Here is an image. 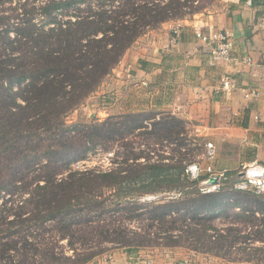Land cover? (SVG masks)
Masks as SVG:
<instances>
[{
  "label": "trees",
  "instance_id": "1",
  "mask_svg": "<svg viewBox=\"0 0 264 264\" xmlns=\"http://www.w3.org/2000/svg\"><path fill=\"white\" fill-rule=\"evenodd\" d=\"M215 1L0 0V264H85L107 243L264 263V196L237 189V172L203 193L197 186L207 177L185 175L190 151L178 163H142L139 152L117 169L58 178L97 146L108 150L135 132L189 146L187 121L170 114L129 113L90 125H68L66 117L97 92L141 36L193 18ZM170 191L182 196L139 200ZM232 214L235 222H223ZM64 240L74 252L76 242L100 248L59 257L52 247Z\"/></svg>",
  "mask_w": 264,
  "mask_h": 264
},
{
  "label": "crops",
  "instance_id": "2",
  "mask_svg": "<svg viewBox=\"0 0 264 264\" xmlns=\"http://www.w3.org/2000/svg\"><path fill=\"white\" fill-rule=\"evenodd\" d=\"M200 31H223L231 35V63L211 64V46L196 39ZM246 56L251 57L252 63L239 64ZM127 63L135 68L136 81H148L149 88L138 87L122 76L121 70ZM226 74L235 79L238 90L217 91L221 77ZM248 88L264 89V0H216L212 7L193 18L169 21L147 32L126 52L95 94L116 89L121 93H115L118 99L126 98V109L131 112L145 108L156 112L159 118L167 107L171 115L187 123L199 122L197 127L207 141L222 142L227 159L230 148L234 144L239 147L236 163H222V170L228 173L255 162L264 166V97L251 98ZM139 93L142 99L136 96ZM212 166L215 168L214 163ZM189 252L195 251L121 250V260L113 264H127L132 256L139 254H147L144 256L153 264H177ZM195 260L196 264H228L222 258L198 252Z\"/></svg>",
  "mask_w": 264,
  "mask_h": 264
},
{
  "label": "rangeland",
  "instance_id": "3",
  "mask_svg": "<svg viewBox=\"0 0 264 264\" xmlns=\"http://www.w3.org/2000/svg\"><path fill=\"white\" fill-rule=\"evenodd\" d=\"M68 18L74 19L75 17ZM111 92L119 93L121 95V93L116 89H113ZM95 93L91 95L79 108L71 112L66 117V122L68 125H72L75 123L90 125L96 124L98 122H103L110 117L118 118L129 113H142L145 111H152L144 110L145 108H138L140 111H137V109H133L136 111L131 112L130 109H126V98L120 97L121 100L113 103L106 100L103 94L96 95ZM141 95L142 93H139V95L136 96H139L141 98ZM165 109L166 110H163L162 115L170 114V112H168L167 110L168 108L166 107ZM199 124L200 123L197 121H188L186 125L188 140H186V142L189 146L182 149L178 148V144H176V141L156 140L155 138L148 137L145 135V133H142L144 131L135 132L133 134L127 135L124 140L117 138L115 141H112L111 143H109L110 148L108 150L100 145L97 146L96 149L88 153V157L86 159L82 161L79 160L72 162L71 165L68 166V168H65L62 172H60L58 178H65L70 172L75 171L85 172L94 170L97 172H101L108 171L110 169H117L121 166L122 163L126 161V159H128L129 163H134L135 159H133L134 156L132 155L139 152H143L144 156L146 157V159L143 158L140 160V162L142 163H154L157 161L178 163V161L182 157L180 153L190 151V153L185 155L186 160L183 163H188L187 168H189V166L198 165L199 171L201 170V172L198 171L194 172V174H188L190 180H195L196 177H208L207 169L209 166H212L213 163L215 168L213 166L212 167L214 168L216 173L219 174L223 171L222 163L237 162L235 160L239 155V147L236 144H234L232 147L230 146L231 154L227 159L226 157H224L225 155L223 151L226 149L223 150L224 145L222 144V142L218 141L216 143H213L212 141H207L205 135L202 134L199 130V127H197L199 126ZM209 142H212L215 146V154L213 157L208 156L207 143ZM240 171V168L236 170V172ZM38 173L39 170H36L35 168V171H33L31 174H28L26 178L31 181ZM185 175H187V173ZM197 187L199 189H207V185H205L203 182H200ZM181 196L182 193L177 191L159 192L156 194L141 196L139 200L144 203H152L169 199H179ZM235 218L236 216L232 214V217L230 219L224 220L223 222L226 221V224L232 221L235 222ZM217 222L219 223V225H223V222H220V220H217ZM130 227L132 229H137L138 224L136 222H132L130 223ZM48 237L49 241H52V238H50V236ZM75 247L76 251L74 252V250H71L69 248L68 241L64 240L59 241V244H54L52 248L55 249L57 256L60 257V255L65 254L69 257H73V259L75 258L77 252L82 254L86 250V248L89 250L88 253L97 251L100 248V246L96 243H92L90 246H84L81 242H76ZM102 249L103 252L101 254L93 258L89 263L85 264H113L116 261L121 260V258L119 259V253L121 252V250H127L114 243H107L105 245H102ZM110 256L113 257L112 260L109 258ZM36 258L37 260H40L39 256H37ZM74 262L75 260L67 261V263L72 264Z\"/></svg>",
  "mask_w": 264,
  "mask_h": 264
},
{
  "label": "built area",
  "instance_id": "4",
  "mask_svg": "<svg viewBox=\"0 0 264 264\" xmlns=\"http://www.w3.org/2000/svg\"><path fill=\"white\" fill-rule=\"evenodd\" d=\"M196 39L202 42L204 45L211 46L212 50L210 53V61L213 65H218L221 63H231L232 61V48L233 42L231 41V35L228 32L217 31V32H197ZM252 63L251 57H245L240 60L239 64H250ZM135 68L131 63H127L123 66L121 70V74L128 81L134 82V84L138 87L149 88L150 84L146 80L136 81V76L134 74ZM239 87L235 81V79L229 75H223L221 77L218 92L224 93H232L238 90ZM248 96L253 99H259L264 97V89L263 88H248L246 89ZM103 96L106 100L116 103L119 101L118 96L112 92H104ZM208 148V156L213 157L215 154V146L212 142L207 143ZM198 165L189 166L187 169V174H194V172H198ZM201 172V170L199 171ZM208 177L207 180L203 181L205 185H207V189L201 188L203 193H211L217 191L221 186V181L226 178V171H222L217 174L212 166H209L207 169ZM240 180L235 184L237 189L243 191H252L257 195H264V166L255 162L249 165H245L241 168L239 172ZM199 177H196V179ZM209 187V188H208ZM147 255V254H144ZM144 255H134L132 256L127 264H153L151 259L147 258ZM196 252H192L190 254H186L182 260L177 264H196ZM112 260V256L109 257ZM226 261V260H225ZM228 264H236L235 262H229ZM237 264H264V263H256V262H244Z\"/></svg>",
  "mask_w": 264,
  "mask_h": 264
}]
</instances>
